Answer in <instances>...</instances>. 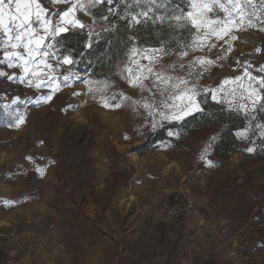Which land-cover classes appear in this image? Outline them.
I'll return each instance as SVG.
<instances>
[{"label": "rangeland", "instance_id": "1", "mask_svg": "<svg viewBox=\"0 0 264 264\" xmlns=\"http://www.w3.org/2000/svg\"><path fill=\"white\" fill-rule=\"evenodd\" d=\"M103 1L113 0L77 11L85 27L105 24L93 13ZM187 1L191 11L192 0ZM39 2L49 10L69 7ZM210 17L223 18V12L217 8ZM262 27L235 31L236 40L225 37L230 52L229 44L215 37L209 43L216 47L188 50L193 34L180 49L188 50L186 57L178 55L180 50L168 51L154 63V71L184 77L190 86L195 83L201 107L199 96H212L204 89L243 76L245 67L257 79L264 77ZM53 40L44 42L52 53ZM158 48H138L108 82L111 87L70 69L54 54L47 59L55 68L53 82L36 88L9 79L23 75V69L3 62L0 47V71L6 73L0 75V264H131L138 256L148 264H264V123L258 118L262 101L253 106L238 86L247 88V78L216 93V101L228 108L230 102L231 109L247 116L246 126L238 131L247 130L246 137L237 135L244 154L238 150L222 157L209 149V166L201 155L210 145L212 130L189 136L178 147L160 142L142 148L157 128L176 120L156 116L153 129L148 111L132 100L147 99L159 106L161 97L153 99L147 90L130 86L124 69L143 73L150 59L160 55L151 51ZM197 56L215 63L187 67ZM173 64L177 67L169 68ZM69 73L74 77L65 82ZM57 84L59 90L53 93ZM145 84L152 87L151 78ZM121 92L132 100L121 102ZM47 95L52 98L46 102ZM102 95L109 105L121 106L105 107ZM239 105H247V111ZM17 114L24 116L19 127L14 126ZM180 193L191 195L194 207L186 216H167L166 205Z\"/></svg>", "mask_w": 264, "mask_h": 264}, {"label": "snow or ice", "instance_id": "2", "mask_svg": "<svg viewBox=\"0 0 264 264\" xmlns=\"http://www.w3.org/2000/svg\"><path fill=\"white\" fill-rule=\"evenodd\" d=\"M99 0H52L53 4H67V9H61L59 11L49 10L45 8L39 0H0V35L4 37L0 41V47L3 48L4 61L7 62L9 67L19 66L23 69V75L19 77L9 76V79H19L21 83L27 82L29 86L41 88L48 86L53 82V74L55 68L52 64L47 63V59L54 55V53L47 51L49 45H45V40L49 38H55L62 33L69 31L71 28H84L85 25L76 16L77 11H87V8ZM139 3V0H137ZM220 9L223 12V18L212 19L210 14L215 9ZM191 11L187 14L181 13V15L172 17V20L176 21L179 27H187L190 32H194V38L188 50L193 52L202 50L204 47L212 48L216 47L215 43H209L212 37L217 40H224L229 44L227 51H231L230 41L225 40V37L230 36L231 40H236L238 37L234 34L235 31L244 30L248 27H256L257 24L264 25V0H260V4L257 5L254 0H225L221 3L220 0H207V2H197L192 0ZM58 16V20H54L53 16ZM148 12L142 11L136 14L129 13L124 19L129 21L130 25L139 24L140 17L147 18ZM164 18L160 17L161 23ZM183 21V23H181ZM146 22V21H145ZM155 23V21H153ZM34 25H38L34 27ZM260 30L264 31V27ZM134 39V38H133ZM54 47V45H51ZM91 45L89 44V47ZM188 50H180L178 55L183 58L188 55ZM145 51H148L145 49ZM153 53L160 54L155 55L150 59L149 65L143 67V73L133 74L131 68H125L127 73L124 79L128 84L134 88H139L141 91L147 90L153 94V99L156 95L161 97L159 106L156 103H150L147 99L142 101L132 100L131 97L126 96L124 93H119L121 102L123 100H132V103L140 104L148 111V115L153 118L152 128L157 127L156 116H159L160 120L170 121L183 120L185 116L192 114L193 112H201L203 109L200 107L196 97L199 95V91L196 88L195 83L190 82L181 76H173L167 72L160 70L154 71L153 65L158 62L162 55H167L168 51L165 50L163 43L158 49H152ZM260 51L259 48L256 49ZM137 49L133 47L131 54L135 55ZM221 57H218L220 59ZM62 63L66 65H72L75 61L70 55L62 57ZM215 61L205 57H195L187 67L193 66H205L211 65ZM176 64L169 65V68L175 69ZM179 68L183 69L185 65L180 63ZM206 70V68H205ZM261 72H264V67L261 68ZM0 75H6V73L0 71ZM192 75L191 72L188 73ZM200 75V73H197ZM73 73H69L63 77L65 82L72 80ZM79 79V77H75ZM151 78L152 87H148L145 84L146 80ZM243 78H247L249 83L247 88H244L243 84L238 85L248 94V99L251 100L253 106L257 105L261 101H264V77L257 79L253 76L248 67L244 68L243 76H236L233 79H225L223 83L217 89H204L205 92L212 93V99H217L216 93L221 92L224 86L229 83H236ZM35 81V83H33ZM91 85L92 81H86ZM103 87H111V85L105 81ZM155 89V91H153ZM59 90V85L53 87V93ZM99 91L100 89H96ZM93 88L89 87V92H92ZM79 94V93H74ZM52 96H44L43 99L47 102L51 100ZM115 99V95L112 97ZM19 97L12 103H16ZM101 101L105 107H120L121 104L109 105L108 101L101 96ZM7 107V105L5 106ZM229 107L233 105L229 102ZM238 108H243L247 111V105H239ZM261 109L264 110V104H261ZM24 122V116L17 114L16 127ZM247 130L238 132L240 137H246ZM177 133L169 132V135H176ZM264 136V132H261ZM213 140L215 137L212 138ZM211 145L204 149L201 155V159H204L209 166L213 165L211 159H207ZM248 152L255 151L254 148H248ZM43 173V169L40 170Z\"/></svg>", "mask_w": 264, "mask_h": 264}, {"label": "trees", "instance_id": "3", "mask_svg": "<svg viewBox=\"0 0 264 264\" xmlns=\"http://www.w3.org/2000/svg\"><path fill=\"white\" fill-rule=\"evenodd\" d=\"M189 10L187 0H139V3L137 0L103 1L93 10L97 19H104L102 27L74 28L62 33L54 38L52 50L58 58L66 55L72 57L75 63L69 65L70 69L84 73L90 79L109 82L131 58L133 47H161L163 43L165 50L177 52L188 43L194 32L187 27H179L172 17L181 13L186 15ZM142 11H147L148 16L140 17L139 24L130 25L124 19L129 13ZM160 17L164 18L163 23ZM199 100L203 111L192 113L180 121L164 123L148 136L141 147L160 142L178 147L189 136L212 130V138L215 139L211 138L210 149L213 154L229 157L238 150L244 154L240 150L237 132L246 126L247 116L213 100L211 94H201ZM258 115L264 123L261 107ZM169 132L177 134L169 135Z\"/></svg>", "mask_w": 264, "mask_h": 264}, {"label": "built area", "instance_id": "4", "mask_svg": "<svg viewBox=\"0 0 264 264\" xmlns=\"http://www.w3.org/2000/svg\"><path fill=\"white\" fill-rule=\"evenodd\" d=\"M2 36V35H1ZM195 205V199L188 194H177L172 203L166 205V215L169 217H183L188 215Z\"/></svg>", "mask_w": 264, "mask_h": 264}, {"label": "crops", "instance_id": "5", "mask_svg": "<svg viewBox=\"0 0 264 264\" xmlns=\"http://www.w3.org/2000/svg\"><path fill=\"white\" fill-rule=\"evenodd\" d=\"M153 261V260H152ZM131 264H148L144 261L143 259V256H138L136 259H135V262L131 263Z\"/></svg>", "mask_w": 264, "mask_h": 264}]
</instances>
